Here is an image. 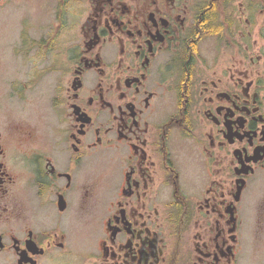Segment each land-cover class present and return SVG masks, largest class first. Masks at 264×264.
Segmentation results:
<instances>
[{
	"label": "flooded vegetation",
	"instance_id": "1",
	"mask_svg": "<svg viewBox=\"0 0 264 264\" xmlns=\"http://www.w3.org/2000/svg\"><path fill=\"white\" fill-rule=\"evenodd\" d=\"M45 1L8 42L0 264H264V0Z\"/></svg>",
	"mask_w": 264,
	"mask_h": 264
},
{
	"label": "rangeland",
	"instance_id": "2",
	"mask_svg": "<svg viewBox=\"0 0 264 264\" xmlns=\"http://www.w3.org/2000/svg\"><path fill=\"white\" fill-rule=\"evenodd\" d=\"M24 1L28 2L29 0H14L8 7L0 10V94L7 87L5 84L7 83V77L13 72L16 63H19L11 55L8 42H10L13 34L18 29L21 20L20 18L24 16L21 17V15L27 13V10H29L30 13L41 17V11L46 6L45 0H31L28 4V9H26V4H22ZM47 4V7L49 8L50 2H47ZM52 22L53 16L51 15L49 8V25H51ZM45 104L44 101L41 99L36 100L35 97L32 112L34 123L37 125L41 122L40 118L42 112L45 113L46 111Z\"/></svg>",
	"mask_w": 264,
	"mask_h": 264
}]
</instances>
